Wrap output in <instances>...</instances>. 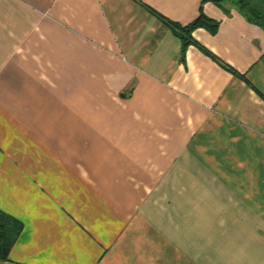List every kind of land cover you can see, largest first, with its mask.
Returning a JSON list of instances; mask_svg holds the SVG:
<instances>
[{
  "label": "crops",
  "instance_id": "1",
  "mask_svg": "<svg viewBox=\"0 0 264 264\" xmlns=\"http://www.w3.org/2000/svg\"><path fill=\"white\" fill-rule=\"evenodd\" d=\"M216 33L171 25L199 12ZM0 264H264V31L209 0H0Z\"/></svg>",
  "mask_w": 264,
  "mask_h": 264
},
{
  "label": "trees",
  "instance_id": "2",
  "mask_svg": "<svg viewBox=\"0 0 264 264\" xmlns=\"http://www.w3.org/2000/svg\"><path fill=\"white\" fill-rule=\"evenodd\" d=\"M216 7L222 9L225 3H230L238 13L249 23L264 31V0H209ZM173 31L181 39L185 49L192 43L191 33L197 28H203L214 34L218 29V23L206 18L199 12L198 17L184 27L171 25ZM21 232V224L0 211V261L8 259L10 250Z\"/></svg>",
  "mask_w": 264,
  "mask_h": 264
}]
</instances>
